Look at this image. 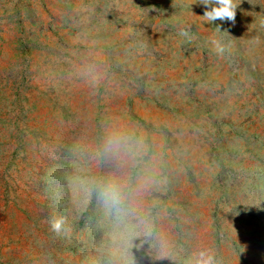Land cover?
I'll return each mask as SVG.
<instances>
[{
    "label": "rangeland",
    "instance_id": "obj_1",
    "mask_svg": "<svg viewBox=\"0 0 264 264\" xmlns=\"http://www.w3.org/2000/svg\"><path fill=\"white\" fill-rule=\"evenodd\" d=\"M233 3L0 0V264H264V0Z\"/></svg>",
    "mask_w": 264,
    "mask_h": 264
},
{
    "label": "clouds",
    "instance_id": "obj_2",
    "mask_svg": "<svg viewBox=\"0 0 264 264\" xmlns=\"http://www.w3.org/2000/svg\"><path fill=\"white\" fill-rule=\"evenodd\" d=\"M205 6L212 5L210 8H206L203 17L209 21L214 22L216 20H229L234 21L235 19V7L233 0H201ZM187 35V33H182ZM215 50L218 53H222L224 49L216 41H213ZM114 198V194H113ZM65 219L63 217L54 218L51 221V228L57 234H61L65 230ZM195 264H215L213 256L207 251H200L195 260Z\"/></svg>",
    "mask_w": 264,
    "mask_h": 264
}]
</instances>
